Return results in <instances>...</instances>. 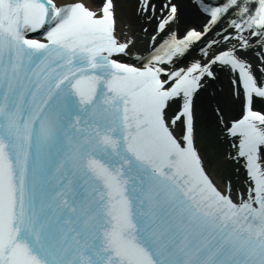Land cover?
<instances>
[{
	"label": "snow or ice",
	"instance_id": "6c2138e0",
	"mask_svg": "<svg viewBox=\"0 0 264 264\" xmlns=\"http://www.w3.org/2000/svg\"><path fill=\"white\" fill-rule=\"evenodd\" d=\"M0 264H264V0H0Z\"/></svg>",
	"mask_w": 264,
	"mask_h": 264
}]
</instances>
